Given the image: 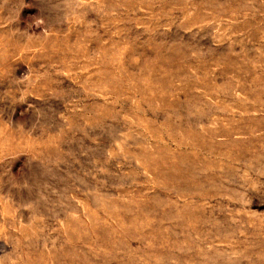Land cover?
I'll list each match as a JSON object with an SVG mask.
<instances>
[{"label":"rangeland","instance_id":"rangeland-1","mask_svg":"<svg viewBox=\"0 0 264 264\" xmlns=\"http://www.w3.org/2000/svg\"><path fill=\"white\" fill-rule=\"evenodd\" d=\"M0 264H264V0H0Z\"/></svg>","mask_w":264,"mask_h":264}]
</instances>
